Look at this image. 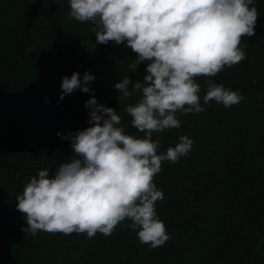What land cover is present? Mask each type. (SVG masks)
Instances as JSON below:
<instances>
[{"label": "trees", "instance_id": "trees-1", "mask_svg": "<svg viewBox=\"0 0 264 264\" xmlns=\"http://www.w3.org/2000/svg\"><path fill=\"white\" fill-rule=\"evenodd\" d=\"M255 6V35L240 43L245 59L196 78L204 111L178 112L179 128L153 133L158 154L181 135L193 144L178 162H162L154 177L164 193L157 215L171 238L150 248L127 220L92 238L21 230L17 195L38 170L52 176L72 158L71 142L61 136L91 126L90 96L117 110L126 134L144 136L126 112L139 95L120 99L113 85L125 76L142 80L146 68L133 73L137 54L126 44L97 43L91 22L69 16V0H0V264H264V0ZM85 71L95 77L93 91L76 89L61 100V78ZM208 79L246 99L229 108L203 105Z\"/></svg>", "mask_w": 264, "mask_h": 264}, {"label": "clouds", "instance_id": "clouds-1", "mask_svg": "<svg viewBox=\"0 0 264 264\" xmlns=\"http://www.w3.org/2000/svg\"><path fill=\"white\" fill-rule=\"evenodd\" d=\"M69 8L72 19L91 22L97 43L126 44L137 54L133 73L145 64L142 80L125 76L113 85L120 99L139 95L126 112L144 136L126 134L117 110L90 96L85 106L91 126L61 136L70 140L72 158L52 176L48 169L38 170L17 195V210L26 220L21 230L92 238L97 232L111 235L127 220L141 244L161 247L171 237L157 215L156 202L164 193L154 177L162 162L186 156L193 141L181 135L175 146L158 154L161 141L153 133L179 128L178 112L204 111L196 78L214 77L245 59L240 43L255 35V0H69ZM94 79L88 71L82 77L78 72L63 76L59 98L76 89L93 91ZM244 99L239 91L207 80L203 105L215 101L229 108Z\"/></svg>", "mask_w": 264, "mask_h": 264}]
</instances>
